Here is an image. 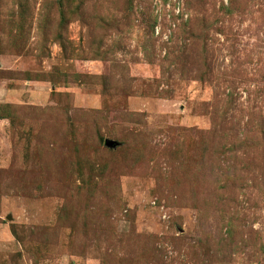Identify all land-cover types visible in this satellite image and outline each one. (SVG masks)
<instances>
[{
  "label": "rangeland",
  "instance_id": "rangeland-1",
  "mask_svg": "<svg viewBox=\"0 0 264 264\" xmlns=\"http://www.w3.org/2000/svg\"><path fill=\"white\" fill-rule=\"evenodd\" d=\"M0 264H264V0H0Z\"/></svg>",
  "mask_w": 264,
  "mask_h": 264
},
{
  "label": "water",
  "instance_id": "water-1",
  "mask_svg": "<svg viewBox=\"0 0 264 264\" xmlns=\"http://www.w3.org/2000/svg\"><path fill=\"white\" fill-rule=\"evenodd\" d=\"M105 144H106L108 147H113V146H115V143L112 142V141H109V140H106V141H105Z\"/></svg>",
  "mask_w": 264,
  "mask_h": 264
},
{
  "label": "trees",
  "instance_id": "trees-1",
  "mask_svg": "<svg viewBox=\"0 0 264 264\" xmlns=\"http://www.w3.org/2000/svg\"><path fill=\"white\" fill-rule=\"evenodd\" d=\"M105 141H106V140H104V146H106V147L108 148V146L105 144Z\"/></svg>",
  "mask_w": 264,
  "mask_h": 264
}]
</instances>
